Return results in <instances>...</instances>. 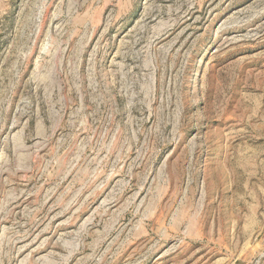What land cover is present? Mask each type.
Returning a JSON list of instances; mask_svg holds the SVG:
<instances>
[{"label": "rangeland", "instance_id": "1", "mask_svg": "<svg viewBox=\"0 0 264 264\" xmlns=\"http://www.w3.org/2000/svg\"><path fill=\"white\" fill-rule=\"evenodd\" d=\"M0 264H264V0H0Z\"/></svg>", "mask_w": 264, "mask_h": 264}]
</instances>
